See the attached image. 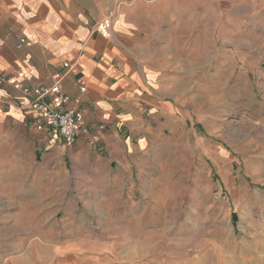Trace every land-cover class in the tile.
Here are the masks:
<instances>
[{"label": "crops", "instance_id": "1", "mask_svg": "<svg viewBox=\"0 0 264 264\" xmlns=\"http://www.w3.org/2000/svg\"><path fill=\"white\" fill-rule=\"evenodd\" d=\"M262 59L264 0H0V184L6 166L11 178L30 174L22 160L40 148L49 175L73 177L86 192L125 191L124 178L149 175L166 137L175 141L196 117L198 78L211 111L210 82L225 76L213 65ZM56 83L71 98L85 88L76 111L86 132L72 145L23 92ZM249 90L242 85L240 102ZM247 103L248 129L259 117L258 102ZM65 240L29 235L0 264H114L106 239L82 231Z\"/></svg>", "mask_w": 264, "mask_h": 264}, {"label": "rangeland", "instance_id": "2", "mask_svg": "<svg viewBox=\"0 0 264 264\" xmlns=\"http://www.w3.org/2000/svg\"><path fill=\"white\" fill-rule=\"evenodd\" d=\"M263 61L214 64V74L225 76L210 82L211 111L198 78L196 117L175 141L166 137L149 175L124 178L125 191L86 192L73 177L49 175L40 148L35 160H22L30 174L21 169L11 178L6 166L0 261L29 235L60 245L86 231L108 241L114 264H264ZM204 71L198 65V76ZM243 84L252 91L240 102ZM252 99L259 118L247 129L240 122L249 113L240 107Z\"/></svg>", "mask_w": 264, "mask_h": 264}, {"label": "built area", "instance_id": "3", "mask_svg": "<svg viewBox=\"0 0 264 264\" xmlns=\"http://www.w3.org/2000/svg\"><path fill=\"white\" fill-rule=\"evenodd\" d=\"M18 87L22 89L20 84ZM23 92L33 95L31 107L34 113L54 136L60 137L67 145H72L78 134L86 132L85 124L76 111V105L80 103L85 92L84 87L79 88L74 98L62 93L59 83L51 87L23 89ZM72 103L75 106H70Z\"/></svg>", "mask_w": 264, "mask_h": 264}]
</instances>
